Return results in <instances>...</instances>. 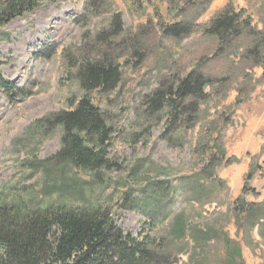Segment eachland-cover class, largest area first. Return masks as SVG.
<instances>
[{
	"label": "rangeland",
	"instance_id": "374dc122",
	"mask_svg": "<svg viewBox=\"0 0 264 264\" xmlns=\"http://www.w3.org/2000/svg\"><path fill=\"white\" fill-rule=\"evenodd\" d=\"M37 1L0 27V206L19 222L59 203L101 210L115 233L150 238L156 264H264V0H226L252 23L225 43L204 33L218 0ZM177 24L182 36L164 34ZM105 55L123 81L89 97L117 167L96 177L53 160L62 130L46 120L85 95L75 65ZM189 73L209 80L198 114L152 115L148 97Z\"/></svg>",
	"mask_w": 264,
	"mask_h": 264
},
{
	"label": "trees",
	"instance_id": "16d2710c",
	"mask_svg": "<svg viewBox=\"0 0 264 264\" xmlns=\"http://www.w3.org/2000/svg\"><path fill=\"white\" fill-rule=\"evenodd\" d=\"M38 5L37 0H0V27L32 13ZM244 13L245 10L237 12L229 1L205 27V35L222 43L245 35L252 20L250 16H244L246 18L242 20ZM119 17L114 18L111 35L100 36L103 44L109 46V40L121 34ZM181 27L179 24L165 26L163 32L167 36L179 37L183 35ZM75 68L77 81L85 95L75 108L46 120L62 130L61 148L53 160L97 177L117 167L109 154L114 130L89 94L115 92L123 81L122 67L111 56L105 55L101 60L84 59ZM208 85L209 80L203 75L189 73L177 86L153 92L146 106L152 115L167 110L168 116L172 115L174 120L179 115L184 116L185 110L198 114L200 104L207 103ZM194 120L188 118L187 123H194ZM214 149L209 148V152ZM216 149L221 152L220 148ZM208 160L215 161L214 155ZM213 164H206L200 172ZM249 191L244 188L243 193ZM15 211L14 208L0 206V264H156V256L148 248L150 238L145 242V239L138 241L132 235L115 233L111 218L101 210L80 212L59 203L51 210L30 213L21 222L12 214ZM178 218H174L177 225ZM232 262L229 258V263Z\"/></svg>",
	"mask_w": 264,
	"mask_h": 264
},
{
	"label": "crops",
	"instance_id": "0c3cea01",
	"mask_svg": "<svg viewBox=\"0 0 264 264\" xmlns=\"http://www.w3.org/2000/svg\"><path fill=\"white\" fill-rule=\"evenodd\" d=\"M216 5H219V7H221L223 5L225 6L226 5V0H218Z\"/></svg>",
	"mask_w": 264,
	"mask_h": 264
}]
</instances>
